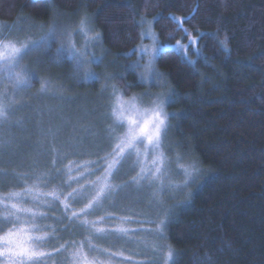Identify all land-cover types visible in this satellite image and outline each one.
Returning a JSON list of instances; mask_svg holds the SVG:
<instances>
[{"label":"trees","instance_id":"trees-1","mask_svg":"<svg viewBox=\"0 0 264 264\" xmlns=\"http://www.w3.org/2000/svg\"><path fill=\"white\" fill-rule=\"evenodd\" d=\"M57 15L70 25L85 15L89 18L101 34L109 74L122 75L116 81L119 87L130 85L127 96L146 90L138 72L129 70L142 42L143 19L154 21L162 45L174 46L177 40L187 44L188 34L198 39V54L192 51L191 59L173 48L163 51L157 60V71L170 86L167 92H174L167 106V112L174 114L169 121V141L182 143L177 151L197 161L203 173L191 190V200L174 209L166 241L174 250L171 264H264V0H0V25L5 34L20 28L26 32L21 37L38 39L56 22ZM171 17L183 19V24L178 27ZM225 36L228 52L219 45ZM67 58L58 65L50 57L43 62L58 74L66 72L78 101L83 92L94 93L103 87L100 79L89 85L79 82ZM28 127L37 128L33 116ZM68 132L74 138L78 135L71 122ZM72 158L97 160L96 155ZM24 172L30 173L29 169ZM9 173L10 179L0 180V195L22 191V186L33 182L31 178L19 182L24 176L21 170L10 168ZM77 175L74 173V179ZM67 184L68 177L63 176L49 187H58L65 197L72 188L81 187ZM64 202L63 197L54 202L53 211H47L46 205L26 206L52 218L43 225L69 227L62 234L66 238L75 235L78 241L86 234L80 227L84 219L99 228L118 222L112 215L91 214L75 224H54L66 212ZM85 202L70 205V210L79 212ZM101 217L104 220L99 222ZM131 224L136 232L151 227L140 221ZM105 236L93 240L97 248L107 250L101 259L115 252L118 254L111 256L115 264L153 263L152 254L145 250L110 245ZM47 249L53 251V245ZM53 256L49 264H65L64 255L53 251Z\"/></svg>","mask_w":264,"mask_h":264},{"label":"snow or ice","instance_id":"snow-or-ice-1","mask_svg":"<svg viewBox=\"0 0 264 264\" xmlns=\"http://www.w3.org/2000/svg\"><path fill=\"white\" fill-rule=\"evenodd\" d=\"M170 19L176 21L178 27L183 24V19L177 20L176 17ZM143 26L144 21H141V27ZM141 35L142 37L147 35L152 39V45L143 48L149 60L144 66V75L141 78L153 83L163 82L166 88L170 87L164 81L163 74L155 70L158 42L150 24L146 32H142ZM188 38L190 43H195V38L190 34ZM101 39V34L86 15L65 29H58L53 24L48 31L43 32L38 39H32L31 42L29 37L21 39L19 36L0 35V75L5 76L7 81L12 83L16 92L25 91L31 88L34 80L37 79L33 70L22 66L26 55L33 51H50L53 44H58L50 62L58 65L61 63V57L67 54L73 61L75 71L82 63L83 57L88 55L87 49L98 46ZM228 43L227 36L219 40V45L225 52L229 50ZM176 46L182 52H187L188 46L181 44V41L177 40ZM136 64L139 65V61ZM99 79L103 81L99 98L105 101L102 107L104 120L107 122V126L100 129L102 139L107 142L104 155L94 153L97 160L73 159V156H83L85 153L77 151L76 146L71 144L68 145L71 151L58 147L55 132L49 130L52 140L45 151L52 159L50 165L45 164L44 167L45 169L50 167L51 170H38L32 178L33 182L22 186V191L0 195V258H3L0 264H49L54 258L53 251L65 256V264H106L101 256H104L107 250L97 248L93 240L105 235L118 234L121 237H129L137 234L135 229L123 226L134 219L133 215L127 213H135L142 222L151 226L146 233L140 234L151 239H142L139 243L146 249H151L153 264H171L174 260V250L166 243L168 227L175 218L174 209L191 200L189 189L203 174L197 161H190L187 153L177 151L183 147L182 143L171 144L169 141L168 132L171 130L169 121L174 114L167 112L165 105L168 99L174 98V92L162 91L155 96L144 93L126 98L125 91L130 85L125 84L121 88L116 83L122 79L121 74L101 75ZM39 83L37 97L50 94L55 87L48 79H40ZM63 91V88H56V92L52 94ZM145 98L150 103L141 110L137 106V101ZM7 99V93H0V121H6L10 114ZM143 112L148 113V118L138 121L135 116L142 115ZM124 121H127L126 130L122 123ZM90 134L95 133L90 131ZM133 156L135 161L131 171L136 174L123 185L113 184V180L118 178L127 161ZM77 172L78 175L74 179V173ZM63 176L68 177V187H72L73 183L81 185L80 188H72L66 197L58 187H49ZM92 176H95V179H91ZM22 179L27 180L28 177ZM130 186H135L137 196H143V199L138 200L137 203L146 201V208L140 211H136L135 208L125 209L126 214L115 218L120 226L110 230L99 228L95 222L84 219L80 227L85 229L86 234L84 239L79 241L76 240L75 235L66 238L62 234L69 231V227L58 229L52 225H43V221L52 218L46 212L26 206L29 203L34 206L46 205L47 211H53L55 210L53 203L61 201L63 197V200L67 201L63 203L66 212L62 218L53 223L64 224L68 221L71 225L81 220L82 216L91 215L95 208L103 207L105 202ZM44 188L48 190L45 191ZM181 196L183 199H180ZM47 197L52 199L48 200ZM168 198H174L176 202L169 204ZM81 201L86 202L79 212L70 210V205ZM56 207L58 208L59 205L57 204ZM69 210L70 215L67 214ZM108 215L111 217L112 213L109 212ZM100 219L103 221L104 217ZM93 228L95 232L92 231ZM48 245H53V251L47 249ZM117 254L113 252L107 255L109 264L111 256Z\"/></svg>","mask_w":264,"mask_h":264},{"label":"rangeland","instance_id":"rangeland-1","mask_svg":"<svg viewBox=\"0 0 264 264\" xmlns=\"http://www.w3.org/2000/svg\"><path fill=\"white\" fill-rule=\"evenodd\" d=\"M60 18L61 17L57 15V19L55 20L56 22L53 23L58 29H65L72 25L67 24ZM142 21H144L142 32H146L150 24L152 33L155 35L158 42V51L155 57V70H157V60L163 51L173 48L180 52L182 51L176 46V44L174 46L162 45L154 29V21L148 19H143ZM24 30L25 29L19 28L17 30H13L10 34H5V28L0 25V35L5 37L20 36L21 39H24L25 36L21 37V34L26 33ZM29 42H31L30 38ZM181 44L183 43L181 42ZM198 44V39H195V43L188 42L187 44H183L187 45L188 47L187 52L182 53L191 59L192 51L198 54ZM151 45L152 39L147 35L143 36L142 42L136 52L135 61L130 64L129 70L137 71L139 74V79L146 86L145 91H139L137 93L135 92L132 96H140L144 93L155 96L162 91L167 92L163 82L153 83L141 78L144 75V66L149 60V57L143 52V48L150 47ZM58 46V44H53L50 51H33L29 55H26L23 59L22 66L33 70L37 77V79L34 80L31 88H28L22 92H16L12 83L8 82L5 76L0 75V93H7V103L10 109L8 119L6 121H0L1 181H7L6 179H10V168H15L16 171L17 169L23 171L24 176L22 177H28V179L31 178L33 181L32 178L35 176L33 173L36 172V170L40 169L39 171H42L41 168L44 167L45 164L50 165L52 157L49 156L45 151L47 145L52 140V135L49 130L55 132L56 144L58 147H61L66 151H71L68 148V145H75L77 151H82L85 153L83 157L89 158V155H94V153L102 154L107 148V142L103 140L100 135V129L107 126V122L104 120V108L102 107L105 101L99 98V92L102 87H99L97 92L94 93L92 91L83 92L80 100L78 101L75 95H73V85L69 82V79H67L66 72L60 70L62 74L61 72L58 74V72H55L52 67L44 66L43 61L48 57H53L55 54V49ZM87 52L88 55L83 57L82 63L76 67L75 71L71 57H69L67 54H64L61 57V60L63 58L66 59L67 57V59L71 60L70 62L73 66V72L76 74L75 76L78 77L77 80L79 79V82L85 83V85L92 84L95 80H98L101 75H109V70L107 69L108 64L103 52L101 51V43L95 48L89 47ZM89 57H91V59H89ZM97 57L100 59H97ZM101 60L103 61L102 63ZM137 61H139V65L136 64ZM95 69H99V72L95 71ZM40 79L50 80L55 87L52 89L50 94L37 97L36 94L40 89ZM75 82L77 83L76 80ZM36 85H38V87H35ZM56 88H63L64 91L62 93H56L53 95L52 93L56 92ZM132 96H127L125 94L126 98H130ZM170 100L171 98L166 102V111ZM149 103L150 101L145 98L144 100H138L137 106L142 110L143 107L147 106ZM68 108L75 110H72L71 112L68 111ZM70 112L73 114L68 115ZM30 116H33V118L36 119V129L38 131H36V129L34 131L29 129L28 124ZM70 122L75 127V134H78L75 138L72 137L68 132ZM122 123L124 129L126 130L127 121ZM90 131L91 133L95 134H90ZM35 132L38 133L35 134ZM67 137H71V140H68ZM78 140L81 142L77 143ZM91 151L93 152L91 153ZM134 161L135 156L127 161L118 178L113 180V184L123 185L127 180L131 179V176L136 174L135 172L131 171ZM32 168L34 169L32 170ZM23 169H29V175H25ZM199 178L195 180L192 187L189 189L190 191L199 183ZM25 181L26 180L19 178V182ZM181 197L183 198V196ZM141 199H143V196H137V190L135 186H130L120 191L119 195H114L109 201L104 203L103 207L95 208V210L92 211V214H94L96 217H99V215H108V213L111 212L112 216L116 218L126 214L124 211L125 209L135 208L136 211H140L141 209H145L147 206L146 201L144 203H137V201ZM168 200L169 204L176 202L174 198H168ZM127 214L134 216L132 221L142 222V219L138 216H135V213ZM99 222H101V220H99ZM131 222L123 226L132 229ZM112 224L113 226H108L104 229L110 230L120 226L119 221L115 222V225L113 222ZM148 230L149 228H140L137 230V234L131 235L129 237H121L117 234V236L106 235L105 238L110 245H119L120 247L123 245H127L129 247L135 246L139 247L138 250L143 249L148 254H151V249H146L143 244L139 243V241L142 239H151V237L140 235L142 233H146ZM2 259L3 258H0V260ZM103 260L106 261V264H109L107 257L103 258ZM110 264H115L112 258Z\"/></svg>","mask_w":264,"mask_h":264},{"label":"clouds","instance_id":"clouds-1","mask_svg":"<svg viewBox=\"0 0 264 264\" xmlns=\"http://www.w3.org/2000/svg\"><path fill=\"white\" fill-rule=\"evenodd\" d=\"M131 98V97H130ZM144 107H147V106H144ZM135 118L138 120V121H143L144 119H147L148 118V113L147 112H143V114H137L135 116Z\"/></svg>","mask_w":264,"mask_h":264}]
</instances>
